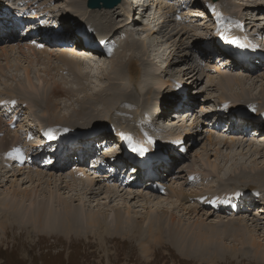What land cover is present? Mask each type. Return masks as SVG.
Listing matches in <instances>:
<instances>
[{"label": "bare ground", "instance_id": "6f19581e", "mask_svg": "<svg viewBox=\"0 0 264 264\" xmlns=\"http://www.w3.org/2000/svg\"><path fill=\"white\" fill-rule=\"evenodd\" d=\"M81 1L86 4V0L71 1V5L76 10L75 12L77 13V16H66L70 19L67 22H64L65 24L56 17V12L53 15L48 13L53 11L50 8L46 9V6L45 10H40L39 8L33 7V5H31L32 8L30 11L28 7L20 5V3L23 1L17 2L21 7H25L22 12L23 15H32L30 16L32 17L31 19L24 17L28 24L27 28L29 29L37 27L38 30L42 32H32L35 35L22 37H18L14 32L10 33L9 37L13 36V40H10L11 42H9L11 51L8 52V46L4 47L0 53V58L1 55H4L7 57V59H9L13 53L19 52L21 57H24V55L30 56V54L35 57V60L28 57H24V59H27V61L30 60L32 63L37 62L38 64L36 65H42V62L47 59L49 63V69H54V71L56 70L55 72L57 73L55 74L62 79L63 84L61 86V84L57 83V79L54 77L55 79L53 83V89H51V91L42 94L37 90L38 93L36 92L37 94H34L35 92L32 89V91L26 92L25 95L19 98H17V96L14 94L15 92H19L17 90L18 88L13 89L12 87L11 89L13 95H10V100H0V109L3 110V112L0 113V184L3 183L1 181L2 177L4 175L7 177V175L3 173L1 169H5L7 172H15L17 170L25 171L26 169H29L28 171L30 172V169H35L34 166L32 167L35 157L37 158L39 155H44L46 151L52 155H50V159H48L46 163L42 162L41 166L36 168L38 170L35 169V171H37V176L27 174V179H29V182H31L28 188H21L20 186L14 188V184H12L13 186H7L5 187V190L0 191V230L6 232L8 227L17 226L20 229L23 226L25 227L29 225L31 228H33L35 233L43 232V234L48 236L56 235L69 239L73 236L76 238H81L83 236L89 237L92 235L98 237L100 241L105 240L106 237L103 236L104 234L112 237L114 234H116L123 238H128V236L130 238H139L138 241H140V243L149 242L151 244H165V241H168V243H171L174 247L179 249V253L184 257L189 256V250H193L191 251L192 254H190L193 255L192 257L198 258L200 262L202 259H204L205 262H209L210 264H217L221 262L222 259L228 254L231 256L234 255V257L235 255H242L247 259L252 258L254 263H259L261 260L264 262V159L262 160L263 162H261L263 163L262 165H254L253 163L255 161L252 162L253 158L250 162L252 155L257 158V156L264 151V139L262 140V138H264V125L261 127V122H264V82H262L260 85L262 89H260L258 93L256 92L257 94L253 95L254 92L252 93L253 90L258 88L256 83L253 82L254 78H256L255 76H258V74L253 75L254 68L258 69L260 66L257 65L261 62L254 58H261L260 60H264V38L262 39V36L258 34L260 30L258 31L256 29V18L253 17L252 12L254 10L253 8H257L260 4H264V2L260 0H173L175 3L173 7L171 6L172 3L169 5L171 11L165 9L167 5L163 6L160 4L158 6V4H156L155 11L147 16L149 21L148 24H151V26L147 24V26L141 28L136 25L135 21H142L141 15L146 17L145 14L148 12L149 7L144 10H140L139 8L140 13L137 20H135V15L133 13H135V9L138 10V7L135 8L132 5L126 4L128 0H122V2L118 4L119 6L117 5L113 8H91L89 6L86 8ZM50 2V0H46L45 5L50 4ZM4 4L5 1L0 0V14L2 15L0 16V42L7 39L5 35L9 33L8 31H14L15 26L12 18L8 17L10 14L8 9L10 8ZM14 9L17 10L18 7ZM71 10L73 9L71 8ZM208 10L211 12H217L220 15H225L223 16L224 20L217 21V23L222 22L224 25L228 26L227 31H223V35H226L230 40L235 38L238 41L244 40L245 42L239 46H236V44H228L223 40L221 34L220 36L217 35V32H222L221 29H217L213 25H208L209 27L206 30L209 31V35L206 37L203 36L205 37L203 39L204 47L201 45L198 50V58H200L202 61H204L207 56L210 57L211 54L213 55V53H220V51H217L218 49L226 52H222L223 54H220L221 56H217L215 58L217 59L216 62L211 63L209 68L211 72H218L220 77H218V79L215 81L211 72L205 76H207L209 87H216L217 89L221 87L223 89V96L220 99L222 106L224 105V101H229L227 100V96L230 92L231 102L229 101V111L232 108L233 112L231 116L229 115L230 118H225L224 121L229 125V129L231 131H235L237 135H223V133L225 134V130H220L218 132L215 131L218 130L213 126V120L218 116L216 113L223 112L224 115L229 113L225 112L226 108H212L216 110L211 112L208 111L206 115L211 117V126L215 128L213 131H215L214 133L217 134V136L213 135V133H210L207 138V143L209 145L208 147H213L210 150H215V159H219V161L221 158L223 159L220 163L214 161L213 159L211 160L209 148L206 146L204 151H207L208 153H204L207 155V159L205 161L203 160L201 163L202 165H205V162H208L207 168H209L210 171H208V169H198L196 170L198 173L192 172L194 177L191 179V184L189 182L190 180L186 181L183 179L184 172H177L175 175L177 178H182V182L184 183H180L177 188H166V185H164L166 183L164 182L168 180V177H172L174 175L173 168L175 167L176 160L170 161L160 158L161 155L166 154V152L163 154H161V152H163L165 149H171V151H173L172 154L181 160L182 153L179 149L181 147L184 148L187 144L186 135L183 133L187 132V130H185L183 126L188 120V117L182 119L183 115L188 113V111L184 110L183 108H192L193 105H191V99H189L185 90L183 91V98L186 97L188 101L184 103L180 110H176L177 107H174L175 111L173 114L170 112L172 108L167 105L168 102H165V104L164 102L163 104H160L161 101H159V105L155 102V105L152 106L149 97H146L150 87H153L154 89L152 94L156 92L155 87L157 86H155V84L150 86V84L154 79L159 78L162 75L161 73L158 75V71L153 69V64L157 66V70L161 69L160 66V69L158 68V62L160 61L165 49H162L161 47L157 48L158 45H161L162 41L157 40L160 38L157 37V34V36L154 34L162 32L164 33V36H167L170 31L176 28L175 26L173 27L172 21L175 23V18H177L179 21L176 23V33H182L188 36L189 32H191V35L194 37H201L199 32L202 31V28L200 27L199 30L198 28H195L196 25H201L203 20L206 23L205 17L210 18L211 20L215 18V15L208 12ZM180 11L182 12L180 13ZM72 12H74V10ZM164 14L168 16L165 18ZM124 15L125 18L129 16V20L126 21L125 19V22L122 23L121 18H123ZM46 17L47 20L45 19ZM77 17L84 22L83 24L86 29L94 32L107 29L109 32L103 37L92 34L88 35L84 29L80 28L78 20L76 21ZM248 19L251 20L250 25H253L254 27L253 32L249 31V29L251 30L252 27L246 28V25H244L245 23H248ZM261 20H263L264 23V18ZM54 22L58 29L64 28L66 33L69 35L54 30V27L52 28L54 31L51 30V25ZM186 22H189L190 24H187L184 29H181L182 24H186ZM213 22H216V18L213 20ZM121 23L122 25H120ZM258 29L264 30V26ZM121 30L127 31L129 35L126 37V34L122 33L120 36L119 33ZM210 31L214 32L213 35L210 33ZM246 31L253 35L254 38L251 37L250 39H245L248 34ZM144 33H149L147 35L153 42L151 44H155L156 50L149 52V44L145 43L144 45V42L141 40V38H143L142 34ZM228 35H234L236 37H229ZM130 36H135L136 39H140V42L138 40L135 41V37L130 38ZM45 37H51L58 40L57 43L59 45H54L53 47V49L56 48L58 50L57 52L49 50L50 47L48 44L43 45L45 44V41L50 43L45 39ZM33 39L36 40V43L42 44L43 48L38 49V47L32 45ZM78 39H82V41H89L90 44H100V39H107L106 44H104L105 46L101 47L100 50L95 51L102 50L101 52H103L110 44L114 53L113 56L117 57V59H113L112 61L114 64L122 61L121 58L118 59V56L121 54L123 55L124 52L122 49V42H134V45H136L138 51L140 50L144 53V55L141 57L142 59L136 57L135 60L137 63L132 61L138 67L137 69L131 70L129 72L132 74H134V72H138V74H134V82L130 81L131 76L129 75L128 80L135 89L137 88L135 82H138L139 84L142 83V85L145 86V90H141L139 93V95H145L144 102L146 104L147 101L149 102L147 105V112H149L143 115V117H146V119L143 121V131L153 133L161 130L163 132L159 131L160 136H166L167 139L171 140L166 142L163 141L160 144L158 139L145 145L143 142L144 146L147 145L150 147L145 153L149 154L154 165L155 172H152L151 177L159 176L160 180L145 181L143 180L144 177L140 170H137L135 175L133 173L131 174V176L133 175L136 179L132 178V181L129 183H122L123 180L118 179L117 175H121V165L126 164L127 166H130L132 162L137 161L136 152L131 150L129 142L127 140L125 141V139L126 137L130 136L128 132H134L135 125L137 124L138 119L142 117V114L140 111L137 120L133 114L125 115V117H123L121 120L115 113L119 111V106L121 107L122 99L125 97L126 93L112 91L115 95L114 99L112 93L108 91V86H103V84L100 85L99 82H95V86H99V89L101 88L103 90V92H101L99 89H95L92 85L84 83L83 76H89L92 73H96L95 75H98V72L105 71L107 66L105 67L102 65V63H98L97 57H99V55H96L95 51H92L91 54L88 45L86 43L80 42ZM260 39L262 42H260ZM213 41H215V43ZM191 45L192 44H190V46ZM193 46L194 44L188 48L189 52L186 53L187 55H185L182 60L176 57L173 59V55L166 67H168V65L176 67L179 66V62L188 61L190 59L191 49ZM91 50H93V48ZM251 50L254 52V54L258 55H250ZM65 51H70L71 55H68L65 53ZM35 52H41V54H37ZM90 54L94 55L93 58L90 57L88 60L85 59L88 58ZM222 56H225L226 58H223ZM234 56L244 58L245 61L248 60L249 64H240L235 61L234 63L231 62L232 65L230 68L218 65V59L220 57L226 61L228 60V57H231L234 60ZM11 57H13V55ZM90 60H93L92 64H89ZM166 60H168V55L166 56ZM1 61L2 60H0V62ZM225 63L226 62H224L223 65H225ZM202 65L196 64L194 62L191 69L186 68V71L189 72L187 75L188 79L192 80V82L196 84L198 80L204 79L203 76H198V71L202 68ZM84 68L87 69L85 70ZM0 69L1 73L5 76V67H3L1 63ZM223 69L236 70L238 73H235L232 78H229L227 75H224L226 71ZM28 70L29 69L27 68V72ZM161 71L167 75H171V73H173V71H170V69H161ZM31 73L32 72H30V74ZM116 73L117 68L108 69V75H114ZM6 76H9L8 73ZM261 78L264 80V73L262 74ZM28 80L29 81L27 84H29V86L32 85L33 80L30 78ZM168 84L171 83L168 82ZM181 86L185 88L184 83H179L178 86L173 90L174 92L169 93L168 96L165 97V100L168 101V99H178V90ZM87 88L91 92H86ZM81 91L83 94L87 93V97L82 98L79 96L78 100H75L74 97L78 96ZM31 93L34 95H31ZM62 95H66L67 98L69 97V103L71 106L75 103V101H80L82 110H79L81 113L77 111L76 107L73 109L70 107L68 111L63 112L59 117V113L56 114V111L63 109L66 105H63L59 100ZM238 97L248 101L249 106L253 107V110H250L249 112L245 107V101L241 98V102L238 101ZM95 99L96 103H92ZM13 101H15V104L12 103ZM234 102L237 103L236 107H232L235 105ZM28 105H31V107L37 110L39 109L38 112L41 111L40 109L42 106V108L46 110H42L43 114L45 116H51L52 120L47 121L49 122V128L47 132L45 131V128L47 129V127L43 129L40 128L38 124L33 123L35 122L34 120H37L35 117H28L25 114L26 112L23 114L26 109H29ZM242 109L245 113H243ZM255 111L257 112L256 116L252 115V113ZM246 112L248 116L251 115L250 117H254V120L257 121H255V124H258L260 121V123L255 128H252L251 131L248 132H244L243 130L244 126L249 125V122L243 121V115H246ZM168 113H171L170 115L174 116L177 114L176 117H178V119L176 117L173 119H166L165 117ZM148 115L152 119L148 118ZM237 115H239L238 117L240 120L238 119ZM127 117H131V126L127 127L126 129L124 125L129 124V119H127ZM262 117V121L258 119ZM24 118L25 121H23ZM117 120L121 121L122 126L119 125ZM26 121L28 122L26 129L31 133L36 132L41 136L45 134L44 138H39L40 140L37 141L40 142L41 145H37V143L34 142L36 138L32 140L33 134L29 136L31 145L36 146V149L34 150L35 153H33V150L31 153L30 151H26V147L24 150L20 149L23 146L20 142H24L26 140V136H24L22 133V130H26L22 127ZM15 122L18 123V126L15 130H13L11 125H13ZM70 123H73V125L77 124V126L79 125L80 127L77 128L81 130H78L75 128V126L69 125L73 127L72 129L70 128V131L64 134L56 135L57 138H59L55 139L57 144L52 142L53 139H50L49 143L47 144L44 143V139L49 138L48 132L50 130L54 131V129L57 127H65L62 125ZM156 123L158 125H156ZM192 124H194V122ZM112 126L118 127L114 128ZM89 127L91 129L90 131L83 130L89 129ZM175 129L180 130V133L177 136ZM114 132L116 134H114ZM220 132H223L222 135ZM91 133L96 135L95 139L107 134V138L110 140V145L106 146L107 150L105 152L109 151L111 155L95 153L89 147L88 153L86 154L87 156L85 155L83 162L80 163L79 156L81 155V152L79 151L82 150V152H84L86 148L84 146L79 147V150L75 148L74 154L72 156L74 157V155H77V158H71L68 161L65 160V155L60 153L59 157L63 158L56 161L58 158L57 154L61 150L60 149L56 151L58 146H61L62 149H64L67 144H72V142L75 140H79V144H83L84 140L88 141L92 138L90 137ZM250 133L256 134L251 135ZM110 134L113 136V139L112 136L111 138L110 136L108 137ZM228 136L230 138H228ZM240 136H244L245 138H241ZM137 138H140V136H137ZM178 138L181 141L180 145ZM142 139L143 138L141 137V140ZM101 140L103 139H100L98 142ZM16 144L20 145V148H17ZM43 144L46 148L43 147ZM178 145L179 149H177L178 151L176 152L174 151L176 150L174 147ZM11 147L13 152L9 154L8 150ZM125 147L130 149L128 158H124L121 151L116 153V151L120 148L124 151ZM225 148L228 152L223 154L222 150L224 151ZM240 149L242 150L237 152ZM3 152H5L6 155L4 160L7 162H4L1 159ZM244 157L248 159L244 161ZM113 158L118 159V167H116L115 161L111 162ZM256 158L254 159L256 160ZM96 161L101 162L96 163ZM196 161L199 162V160ZM16 163L18 166L15 168V165H17ZM72 163H74V168H72ZM84 163L87 165L84 166ZM67 167L72 169L69 170ZM134 167V165H131L129 169ZM66 168L68 170L63 172V170ZM192 168L193 165L185 166V170H190ZM106 169H108V172H105ZM44 171H53V173H47ZM42 172L45 174H41ZM54 173L56 175H54ZM17 174L24 175L22 171H18ZM199 174H202L201 177ZM107 178H111V180H108ZM161 178H163V180ZM239 183L243 185H239ZM100 184H103V186ZM141 184L143 186V191L146 193L143 194L142 197H146L147 200L148 196H156L158 199V203L153 202L156 204L152 207L150 206L149 211L147 210V212H145L146 215L143 216L138 215L143 213L136 209L138 207H142L144 202H140L141 204L138 203L137 206H134L128 204V201H123V198L120 197L127 192L132 194L130 188H136V185ZM96 185L101 186L98 187V189H102L104 193H99L98 189L95 187ZM1 186L2 185H0V188ZM196 187L201 188L200 190H197L195 189ZM162 190L164 195L158 193ZM114 191L118 193L121 192L123 194L117 195V193ZM163 197L165 198L163 199ZM170 197L176 198V201L179 202V207H177L185 210V213L187 212L188 215L192 213H196L197 215L196 211L203 209V211L206 210L205 214L209 213L208 215L215 216V219H210L209 217L206 219L197 217L198 219H195L193 222L189 220L184 222V218H181L180 215L178 216L175 214L177 212L174 213L173 210L169 208V206L164 205L168 202H166V200H168ZM125 198L127 199V197ZM247 199L249 200L247 201ZM190 200L193 201L195 206L192 208L189 206L190 204L188 205L190 208L184 206L186 202ZM108 203L109 205H107ZM110 203L114 204L111 205ZM247 203L248 205H246ZM243 205L247 207H244ZM212 209L215 211L212 212ZM216 213L218 215H213ZM243 213L248 215H242ZM252 214L254 215L252 218H250ZM139 218H142L141 221ZM31 223H33V225ZM103 223L106 224V227L103 226ZM152 232H155V234ZM150 235L155 237L154 242L151 241L152 239L148 238ZM228 239L233 240L232 245H228L226 243V240ZM185 248L188 249V252ZM226 259H223V261Z\"/></svg>", "mask_w": 264, "mask_h": 264}, {"label": "rangeland", "instance_id": "374dc122", "mask_svg": "<svg viewBox=\"0 0 264 264\" xmlns=\"http://www.w3.org/2000/svg\"><path fill=\"white\" fill-rule=\"evenodd\" d=\"M3 1H5L4 5L8 6V8L13 9V10H15L14 8H16V7H18V9H20V10H24L25 7H28L29 10L31 11V8H32L31 5H33V7L39 8L40 10H45V6H46V9L50 8L53 11V12H48V13L53 15L56 12L57 13L56 17L59 18V20H61L62 23L67 22L70 19L66 16H70V17L71 16H77V13L75 12L76 10L71 5L72 0H58V1L50 0L51 2L48 5H45L46 0H14V1L13 0H3ZM18 1H23L20 3V5L25 6V7H21L17 3ZM170 1L171 0H154V4L155 5L158 4V6L160 4L163 6L167 5V7L165 9H168L169 11H171V8L169 7V5L171 4ZM181 1H184V0H181ZM260 1L264 2V0H260ZM260 1H258V2H260ZM87 2H88V0H86V4H84L82 2V4L86 8H88ZM171 6L173 7V5H171ZM71 8L74 10V12H72L73 10H71ZM247 8H249V7H247ZM253 9H254L253 12L252 11L251 12L253 14V17L256 18V22H257V23L255 22L256 29L258 31L260 30L258 34L261 35L262 39H263L264 38V34H263L264 30L258 29V28H261L264 26L263 20H261L262 18H264V16H263L264 4H260L257 8L255 7ZM135 10L136 11L133 14L135 15V20H137L140 11H139V9L138 10L135 9ZM160 10H161V8H160ZM181 12L182 11H180V13ZM208 12L215 15L216 22L215 23L213 22V20H215V18H213L211 20L210 18L205 17L206 23L203 20L201 25H199V24L196 25L195 28H198L199 30H200V27L202 28V31L199 32L201 37H196V36L194 37L193 35H191V32H189L188 36L186 34L176 33L177 32V26H176L177 24L176 23H177V21H179L177 18H175V23L172 21L173 27L175 26L176 28L174 30L170 31V33L167 36H164V33H162V32L154 34V35L157 34L158 36L157 35L156 36L160 38L157 40L162 41L161 45H158L157 48L161 47L162 49H165L164 52L162 51L164 55L162 54L160 61L158 62V68L160 66V68L164 69V70L170 69V71H173V73H171V75H169V74L167 75L166 73H162L161 69L159 68L160 70H157V66H155L153 64V69L158 71V75H160V73L162 75H161V77L154 79L152 81V83L150 84V86L153 84H155V86H157V87H155L156 92H154V94H152L154 89H153V87H150L148 92H147L146 97L147 96L149 97V100H150L152 106L155 105V102L158 105H159V101H161L160 104H163V102H164V104H165V102H168L167 105H169L172 108L170 112L173 114L175 111L174 107H177L176 110H178V109L180 110L183 107L184 103L186 101H188V99H186V97L183 98V90L185 89V91L188 94L187 96L189 97V99H191L190 100L191 105H193L192 108H185V107L183 108L184 110L188 111V113H185L183 115V118H182V119H185L188 117L187 123L183 126L185 128V130H187V132H183L186 135L187 144L184 148L181 147L179 149L178 147H179L181 141L178 138L179 145L176 147L173 146L176 149V150H174L176 152L178 151L177 149L183 150L181 152L182 153L181 160H179L177 157H175L172 154L173 151H171V149H165L164 150V152H166V154L169 156V159H168V156H166L167 160H170V161L176 160L175 167L173 168L174 175L172 177H168V180L166 182H164V183H166V184H164V185H166L165 186L166 188H169V187L177 188L178 185H180V183H184V182H182L183 179L188 181V180H190L191 177H194V174L192 172L198 173L196 171L198 169H200V170L208 169V171H210V169L207 168L208 162H205V165H202L201 162L203 160L205 161L207 159L206 158L207 155L204 152H206V153H208V152L204 151V149L206 146L207 147L209 146L207 143L208 135L210 133H213V135L217 136V134L214 133L215 131H213V127L211 126V124H212L211 117L206 115V114L208 111L216 110V109H212L214 107L226 108L225 112H228L229 114H226L224 116L228 117V118H230V116L233 112L232 108L229 111L230 102H231L230 101V98H231L230 92L228 93V96H227V100H229L230 102L224 101L223 102L224 105L222 106L220 99L223 96V89L221 87L218 89L216 87L215 88L209 87L208 82H207V76H205L206 74L211 72V70L209 69L210 64L213 62H216L217 59H215V58L217 56H221L220 54H223L226 52L218 49L217 51H220V53H213V55L211 54L210 57L207 56L204 61H202L200 58H198L199 57V54H198L199 51L198 50L201 47V45L202 46L204 45L203 39L209 35V31L206 30L209 27L208 25H213L215 28L221 29V31H224L220 27V24L222 22L217 23V21L224 20L223 16H225V15H220L217 12H211L209 10H208ZM146 15L147 14H145V16ZM129 16H130V14H129ZM129 16L125 18V15H124V17L121 18L122 23L125 22V19H126V21L129 20ZM167 16L168 15L164 14L165 18ZM78 17H77L76 21L78 20V23L80 24V28L84 29L88 35L92 34L95 36L103 37L109 32V30H107V29H103V30H100L98 32H94V31H91L89 29H86L84 24H83L84 22ZM141 17H142V21L141 20H139L138 22L135 21V23H136V25H138V27L142 28V27L146 26V23H145L146 17H143L142 15H141ZM247 21H248L247 25H249V27H252V29L251 30L249 29V31L253 32L254 27H253V25H250L251 20L248 19ZM122 23L120 25H122ZM132 24H133V22H132ZM187 24H190V23L186 22V24H182L181 29H184ZM174 31H175V33H174ZM8 32L9 33H7L5 35V37L7 39L5 41L0 42V53H1L2 49H4V47H6V46H8V48H9V49L7 48L8 52L11 51V48L9 47V45H10L9 42H11L13 40V38H12L13 36L9 37V34L11 32L10 31H8ZM122 33H125L126 37H127V35H129V33L127 31L121 30V32L119 33L120 36ZM210 33L213 35L214 32L210 31ZM220 33L221 32H217V35L220 36ZM247 33H248L247 37L246 38L244 37L245 39H250L251 37L254 38V36L251 35L249 32H247ZM147 34H149V33L142 34L143 38H141V40L144 42V45H145V43L149 44V52L152 50H156L155 44H151L153 42L149 39V36ZM203 36H205V37H203ZM228 36L229 37H236L234 35H228ZM133 37H135V36H130V38H133ZM8 38H10V39H8ZM135 39H136V37H135ZM47 40L51 41L52 38L51 37L47 38ZM137 40L140 42V39H136L135 41H137ZM157 40H156V43H157ZM79 41L84 42V40L82 41V39ZM213 42L215 43V41H213ZM260 42H262L261 39H260ZM44 43H45L44 45L48 44L46 42H44ZM178 43H180V44H178ZM242 43H245L244 40H239V43L236 44V46H239ZM190 44H192V45L194 44V46L191 49V54H190L191 56H190V59L188 61L179 62L180 67L179 66L174 67L172 65H170V66L168 65V67H166L167 63L169 64V60L172 58L173 55H174L173 59H175V57H176V58L182 60V58H184V56L187 55L186 53L189 52L188 48L192 46V45L190 46ZM48 45L50 47V49L48 48L49 50H53V52L58 51L56 48L53 49L54 45H57V43H52V44H48ZM39 48H41V47H38V49ZM166 48H167V50H166ZM122 49L124 50L123 55L121 54L118 56V59L121 58L122 61H120L119 63H116V64L112 63L113 59H117V57L113 56L114 53L112 51L110 44L105 48V50L103 52H101L102 50L101 51H95V54L99 55V57H97V59H98L97 62L100 64L102 63V65H104L105 67L107 66V69L105 71H99L98 75H95L96 73H92L89 76H83L84 83L88 84V85H92L95 89H99V86H95V82H99V84L100 85L103 84V86H108L109 87L108 91H110L112 93L114 99H115V95L112 91L126 93L125 97L122 99L121 107L119 106V109H118L119 111H117L115 114L121 120L123 117H125V115H129V114L135 115L136 120H137V117H138L140 111L142 114V117H140L138 119L137 124L135 125L134 132H128V134L130 135L129 137L131 139H133L137 142V136H140V140L142 137L143 139H142L141 145H143V142L145 145L147 143L156 141L157 139L159 141V144L163 141L164 142L171 141V140L167 139L166 136H164V137L160 136L159 131H161V130H158V131L153 132V133H148V131H143V129H142L143 121L146 119V117L145 116L143 117V115H145L149 112V111L147 112V105L149 104V102L147 101V104L144 102L145 101L144 100V98H145L144 94L139 95L141 90L142 91L145 90V86L142 85V83L139 84L138 82H135L136 87H137L135 89L132 87V84L130 82V81L134 82L133 78L135 77V75L138 74V72H134V74H135L134 75V74L130 73L129 71L137 69L138 66L133 62H136V60H135L136 57H139L140 59H142L141 57L144 55V53L140 50L138 51V48L136 47V45H134V42L133 43L132 42H130V43L122 42ZM24 51H26V50H24ZM35 53L41 54V52H35ZM7 55H10V54H7ZM12 55H13V57H11ZM12 55L10 56L11 59L10 58L7 59V57L4 55H1V58H0V60H2L0 63L2 64L3 67H5V76H4V74L1 73V69H0V86H1L0 87V100H3V101L10 100V95H13V92L11 89L12 87H13V89L18 88L17 90L20 92V94H19V92H15L14 94L17 96V98H19V97H22L23 95H25L26 92L32 91V89L35 92V93L33 92L34 94H37L38 91L42 94H45L46 92L51 91V89H53V83H54L55 78L57 79V83L61 84V86H62V84H63L62 79L55 74V73H57V72H55L56 70L54 71V69H49V63H48L47 59L45 61H43L42 65L40 64L41 65L40 66V65H36V64H38L37 62L32 63V61H30V60L27 61V59L26 60L24 59V57H28V58H32L35 60V57H33L31 54H30V56L24 55V57H21V55L18 52V53H13ZM167 55H168V60H166ZM255 55H257V54H252V56H255ZM16 57H17V59H16ZM222 57L226 58L225 56H222ZM254 59H257L260 61L261 58L260 59L254 58ZM92 62H93V60H90L89 64H92ZM108 62H109V64H108ZM194 62L196 64H199V65H202V62H203L202 68L198 71V73H199L198 76H203L204 79L198 80L197 84L192 82V80L188 79L187 75L189 74V72L186 71V68H190V69L192 68V64ZM224 62H226L225 65H223ZM231 62L232 63L235 62V60H233V58H231V57H228V60H226V61H225V59L224 60L221 59V57L218 59V65H221V66L226 67V68H230V66L232 65ZM47 63H48V65H47ZM263 63H264V60L257 65V66H260L258 69L254 68L253 75L258 74V76H255L256 78H254L253 82L256 83V86L258 88L256 90L252 91V93L254 92L253 95L257 94L258 91L260 89H262L260 87V85L262 84V82H264V80H262V78H261L262 74L264 73ZM10 65H12L13 67ZM7 66L10 68H8ZM26 66L29 69L28 72H27ZM113 68H117V73L114 75H108V69H113ZM236 68H239V67H236ZM84 69L86 70L87 68H84ZM223 70L226 71L224 73V75H227L229 78H232L235 75V73H238V71H236V70H231V69H227V70L223 69ZM106 71H107V73H106ZM30 72H32V73L30 74ZM7 73L9 75L8 77L6 76ZM51 74H54V75H51ZM58 74L61 75L60 73H58ZM211 74H213L212 76H214L213 79L215 81L218 79V77H220L218 72H211ZM13 75L15 76V78ZM128 75L131 76L130 81L128 80ZM29 78L31 80H33L32 85H30V86H29V84H27L29 81L28 80ZM85 80H86V82H85ZM183 80H185V81H183ZM257 80H259V81H257ZM87 81H88V83H87ZM168 82L171 84H168ZM179 83H181V84L184 83V87H185V88H183L181 86L179 88V90H178L179 91V96H178L179 98L178 99H168V101H166L165 97L168 96L169 93L174 92L173 90L175 89V87L178 86ZM5 89H7V90H5ZM99 90L101 92H103V90L101 88ZM221 91H222V93H221ZM86 92L89 93L91 91L87 88ZM33 93H31V95H34ZM79 96H81L82 98H85V97H87V93L83 94L81 91L78 94V96L74 97V99L78 100ZM240 98L238 97V101L241 102V99L244 100L243 98H241V99ZM59 100L63 105L66 104L63 109H61V110L59 109L58 111H56V114L59 113V115H58L59 117L61 116V114L63 112L68 111V109L70 107L72 109L76 107L77 111L81 113L80 110H82V109H81L80 101H75V103L71 106L69 103V97L67 98L66 95H62V97H60ZM117 102H119V101H117ZM92 103H96V99ZM236 106H237V103H235V105H233L232 107H236ZM245 107L248 109L249 112H250V110H253L252 109L253 107L249 106L248 101H245ZM28 108L29 109H26L23 112V114L26 112L25 114L28 117H30V118L35 117L37 120H34L35 122H33V121H31V122H33L34 124H38L39 127L43 128V129L45 127H47V129L45 128V131L47 132V130L49 128V125H48L49 122H47V121L52 120L51 116L50 115L45 116L43 114V111H46V110H44V108H42V106H41L40 110L41 111L43 110V111L42 112L40 111L41 113L38 112L39 109L37 110V109L31 107V105L30 106L28 105ZM242 111H243V113H245L243 109H242ZM2 112H3V110L0 109V113H2ZM171 113H168L165 118L166 119H173L176 117L177 114L174 116V115H170ZM256 114H257L256 111L252 113V115H254V116H256ZM247 116H248V114L246 112V115L243 118L244 121H246ZM148 118H151V117L148 115ZM176 118L178 119V117H176ZM127 119H129L128 120L129 124L124 125V127L126 129H127V127L131 126V117H127ZM259 120H260V118H259ZM23 121H25V118ZM117 121L119 122V125L122 126L121 121L120 120H117ZM193 122H194V124H192ZM247 122H249V124L252 123V121H247ZM154 123H155V121H154ZM27 124H28L27 121L24 122V125L22 127L26 129ZM261 124H262L261 125V127H262L264 125V122L262 121ZM69 125L75 126V128L80 127L79 125L77 126V124L73 125V123H70V124L62 125L65 127H57L56 129H54V131L58 135L66 133L73 128ZM156 125H158V124L156 123ZM15 126H16L15 129H16L18 126L17 122H16ZM112 127L117 128L118 126H116V127L112 126ZM65 128L66 129L68 128V130L65 131ZM83 128H85V127H83ZM15 129H13V130H15ZM78 130H81V129H78ZM83 130L84 131L85 130L90 131L91 129L89 127V129H83ZM175 130H176V136L179 135L180 130L179 129L178 130L175 129ZM181 131H182V129H181ZM250 131H251V129H250ZM161 132H163V131H161ZM22 133L24 134V136H26V140L24 142L23 141L20 142L21 145H23L22 148L19 147L20 145L16 144L17 148L24 150L26 147V149H25L26 151H30V153H31L33 150V153H35L34 150L36 149V146L31 145V143L29 141V136L33 134L32 140H34L36 138L35 139L36 141L34 140V142L37 143V145L38 144L41 145V143L37 142V141L40 140L39 138H41V139L44 138L45 134L43 136H41L40 134H37L36 132L31 133L27 129L25 131L22 130ZM222 133L223 132H220L221 135H222ZM92 134H94V133H91L90 135H92ZM223 135H229V136L235 135L236 136L237 134L235 131L231 132L230 130L226 129L225 134L223 133ZM20 136H21V134H20ZM109 136L111 138L112 135L110 134V135H108V137ZM229 136H228V138H230ZM240 137L243 138L244 136H240ZM102 138L103 137H98L97 141H99ZM105 138H107V135ZM112 139H113V136H112ZM263 139L264 138H262V140ZM202 144L205 146H203ZM43 147H44V144H43ZM44 148H46V147H44ZM143 148L148 149L150 147L146 145ZM208 148H209V154L211 155L210 159L211 160L213 159L214 161H217L218 163H220L223 158H221L220 161H219V159H215V155H216L215 150L214 149L210 150L213 147H208ZM241 150L242 149L238 150L237 152H239ZM245 151H247V150H245ZM8 152H9V154L11 152H13L12 147L8 150ZM222 152L224 154V153H227L228 151L225 148L224 151L222 150ZM203 153H204V155H203ZM73 154H74V152H72L68 155L70 157V159L71 158H73V159L77 158V155H74V157H73L72 156ZM49 157H50V155H48V158ZM5 158H6V155H5V152H3L1 159L4 162H7L6 160H4ZM217 158H218V155H217ZM252 158H253V160H252ZM254 158H256V157H254L252 155L250 162L252 160V162L255 161L253 163L254 165H257V164L262 165L263 163H261V162H263L262 160L264 159V151L257 156L256 160ZM46 159H47L46 157H44L43 160H39V159L35 160L34 159V163H32V167L34 166L35 169L38 166L40 167L42 162L46 163ZM247 159L248 158L244 157V161ZM196 160H199V162ZM71 165H72V168H74V163H72ZM85 165H87V164L84 163V166ZM187 165H193V168L190 170H185V166H187ZM17 166H18V164L15 165V168ZM67 168L69 170L72 169V168L70 169L69 167H67ZM67 168L64 169L63 172L67 171L68 170ZM35 169H33V168L30 169V172L28 171L29 169H26L25 171L24 170H17L15 172H13V171L7 172V171H5V169H1V171L3 173H5L7 175V177L5 175L4 176L1 175V176H3L2 180H1L3 183L0 184V185H2L0 188V191L5 190L6 189L5 187L11 186L12 184H14V188H17L18 186H20L21 188H28L30 186L31 182H29V179H27V174H32V175L37 176L36 175L37 171H35ZM120 169H121L120 170L121 177L128 178L132 174L131 169L126 168L125 166H121ZM11 170H15V169H11ZM36 170H38V169H36ZM18 171H22V173L24 175L17 174ZM126 171H128V173L125 174ZM44 172L53 173V171L52 172L44 171ZM44 172H42L41 174L44 175L45 174ZM68 172H70V171H68ZM177 172H179V173L184 172V175H183L184 178L183 179L177 178V176L175 175V173H177ZM162 173H163V171H162ZM11 174H12V176H11ZM54 175H56V174L54 173ZM201 175L202 174H199L200 177H201ZM58 179H59V176H58ZM161 179L163 180V178H161ZM158 180H160L159 176L157 177L156 181H158ZM164 180H166V179H164ZM189 182L191 184V180ZM228 182H231V181H228ZM111 183H113V182H111ZM236 184H238V183H236ZM100 185L103 186V184H100ZM239 185H243V184L239 183ZM101 186L96 185L95 187H96V189H98V187H101ZM142 187L143 186L141 184V185H136V188H130L132 194H130V192H127V193L124 192L125 194H123L121 192L118 193V192L114 191L115 193H117V195L123 194L120 197L123 198V201H126V202L128 201V204L137 206L138 203L141 204L144 202L142 204V207H138L136 209V210H140V212L143 213V214H138L140 216L146 215L145 212H147V210L149 211V207L150 206L152 207L156 203H158V199L156 198V196H153L154 198L148 196L147 200H146V197H144V196L142 197L143 194H146L145 191H143ZM200 188L201 187H199V188L196 187L195 189L200 190ZM98 191H99V193H104V191L102 189L101 190L98 189ZM101 191H103V192H101ZM137 192L139 193V195ZM141 192H144V193H141ZM161 194L164 195L163 193H161ZM125 197H127V199ZM149 198H151V199H149ZM164 198L165 197H163V199ZM151 202H152V205H151ZM153 202H156V203H153ZM166 202L168 204L165 203L164 205L169 206V208H171L174 213L177 212L175 214L178 216L180 215L181 218H184L183 219L184 222H187L188 220L193 222V221H195V219L196 220L198 218H205L206 219L207 217H209L210 219H213V218L215 219V216H210V215H208L209 213L205 214L206 213L205 209H204L205 211H203V209L197 210L196 211L197 215H196V213H192V214L188 215L187 212L185 213V210L178 208L179 202H177L176 198H174V197L173 198L170 197L168 200H166ZM110 204L113 205L114 203H110ZM107 205H109V203ZM188 205L191 208L195 206L193 204L192 200L187 201L184 206L190 208ZM210 210H211V208H210ZM213 211H215V210L212 209V212ZM245 214L246 213H243L242 215H245ZM133 215H135V214H133ZM213 215H218V214L216 213ZM246 215H248V214H246ZM253 215L254 214H252L250 218H252ZM224 216H225V214H224ZM230 216H232V215H230ZM141 219L142 218H139L140 221H141ZM31 224L33 225V223H31ZM103 226L106 227V224L103 223ZM152 233L155 234V232H152ZM103 236L106 237L104 241H100V239L98 237L92 236V235L89 237L83 236L81 238L80 237L76 238L75 236H73L72 238L68 239V238L63 237V236H56V235L48 236V235L43 234V232L42 233H35V231H33V228H31V226H29V225L25 226V227L23 226L20 229L17 226L8 227L6 232L3 230H0V264H210L209 262H205L204 259H202L200 262V260L198 258L192 257L193 255H190V254H192L191 251H193V250H189V252H188L187 248H185V249H187L186 251L190 254H189V256L184 257L182 254L179 253V249L174 247L171 243H168V241H165V244L164 243H152L151 244L149 242L147 243L144 241H143L144 243H140V241H138L139 238L136 239L135 237L130 238L128 236V238L127 237L123 238V237L118 236L116 234H114L113 237L105 235V234ZM148 238L152 239L151 241H153V242L155 240V237H153L152 235H150V237H148ZM149 239H148V241H149ZM145 243H147V244H145ZM226 243L228 245H232L233 240L228 239V240H226ZM146 249H148V250H146ZM249 253H251V252H249ZM237 256L235 255V257H234V255L231 256L228 254L226 257L223 258V259L227 258L225 261H223V259H222V261L217 263V264H264V262L262 260L259 263H256V262L254 263V260H252V258L247 259V258H244L245 256H242V255L241 256L237 255Z\"/></svg>", "mask_w": 264, "mask_h": 264}, {"label": "snow or ice", "instance_id": "6c2138e0", "mask_svg": "<svg viewBox=\"0 0 264 264\" xmlns=\"http://www.w3.org/2000/svg\"><path fill=\"white\" fill-rule=\"evenodd\" d=\"M220 27H221L224 31H227V29H228V26H225L223 23L220 24ZM220 34H221V36L223 37V40H224L226 43H228V44H238V43H239V41H238L237 39L233 38V39L230 40L226 35H223V31H222ZM33 44H34L36 47H41V48L43 47L42 44L36 43L35 41H33ZM241 46H242V45H241ZM12 103L15 104V101H13ZM65 131H67V129H65ZM48 137H49V139H53V140L57 139V136H56V134H55V132H54L53 130H50V131L48 132ZM126 139L129 140V146H130V148H131V150H132L133 152H136V153H138V154L141 155V156H143V155L145 154V152L147 151L146 148L138 147L136 144H132V143H131V138H130V137H126Z\"/></svg>", "mask_w": 264, "mask_h": 264}, {"label": "water", "instance_id": "95a60500", "mask_svg": "<svg viewBox=\"0 0 264 264\" xmlns=\"http://www.w3.org/2000/svg\"><path fill=\"white\" fill-rule=\"evenodd\" d=\"M121 2L122 0H88L87 4L91 8H100V7L113 8L118 4H120Z\"/></svg>", "mask_w": 264, "mask_h": 264}]
</instances>
